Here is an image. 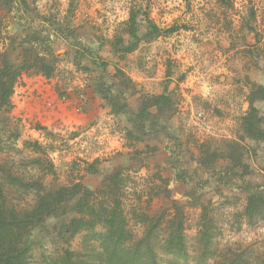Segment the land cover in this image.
I'll return each instance as SVG.
<instances>
[{
  "label": "rangeland",
  "instance_id": "1",
  "mask_svg": "<svg viewBox=\"0 0 264 264\" xmlns=\"http://www.w3.org/2000/svg\"><path fill=\"white\" fill-rule=\"evenodd\" d=\"M229 2L0 0V68L4 60L18 68L24 56L33 55L22 40L29 30L49 37L44 43L55 58L48 78L21 72L11 107L0 109V198L7 206L30 211L43 194L78 183L94 194L83 200L96 207L119 201L125 231L133 242L150 237L142 246L150 247L159 264L262 262L264 221L249 226L239 214L247 196L243 182L264 186L263 144L241 132L252 86L264 88V0ZM131 10L160 29L176 31L141 42L131 53H117L118 38L127 40L123 31ZM98 90L134 112L142 97L164 95L174 112L154 115L151 108L149 121L134 125L111 113ZM44 99L53 103L45 112L49 121L39 119ZM255 107L264 117V102ZM172 147L185 181H172ZM230 156H240L249 173L219 176ZM110 175L114 183L103 182ZM233 179L235 185L224 186ZM102 186L105 193H98ZM187 192H193L191 201ZM200 198L209 205L214 227L206 255L200 211L192 206ZM76 201L70 199L66 214L57 211L30 231L29 264H52L65 251L80 254L87 264L99 251L92 231L73 237L61 231L67 216L79 218ZM175 202L183 218V256L164 251V220L174 213ZM93 232L104 234L105 228L97 224Z\"/></svg>",
  "mask_w": 264,
  "mask_h": 264
},
{
  "label": "trees",
  "instance_id": "2",
  "mask_svg": "<svg viewBox=\"0 0 264 264\" xmlns=\"http://www.w3.org/2000/svg\"><path fill=\"white\" fill-rule=\"evenodd\" d=\"M218 1L223 5L226 3L230 5L229 0ZM141 26L144 28V33L139 35ZM175 31L176 29L174 28L160 29L147 18V15L131 10L123 31V34L127 36L126 43L120 36L113 50L117 53H131L137 48L139 43L167 36ZM22 40L28 47L25 51L28 53L32 52L33 55L24 56L18 68L10 62L3 61L0 68V109L11 107L10 98L21 72L34 70L47 78L53 73L55 58L51 47L44 43L50 42L49 37L47 39L40 37L38 32L29 30ZM97 92L105 105L110 107L111 113L127 116L128 120L134 125L145 124L146 121H149L148 109L151 108L157 110L154 115L158 113L161 115L167 113V111H169V114L174 112V107L170 102L171 99L164 95L142 97L138 109L134 112L126 102H120L117 98L109 97L107 91L98 90ZM257 101L264 102V88L260 85H253L248 95V110L242 117L241 132L243 137L260 142L264 147V117L259 114V110L255 107ZM233 145L238 144L234 143ZM168 150L171 151L169 161L174 169L176 168V174L172 181H185V172L181 168H177L178 164L175 162L178 157L176 153L178 152L174 147L168 148ZM232 150L234 151V149ZM227 159L224 166L217 170L219 176L233 177L230 176V173L234 172V179H236L239 175V170L240 174L247 175L249 173V167L242 163L240 156H230ZM199 161L200 166L204 168L205 157L199 159ZM211 175L215 177L216 172L214 174L211 173ZM239 178L242 179V177ZM234 179L224 182V186L235 185ZM17 182L19 185H29ZM103 182L114 183V177L110 175ZM108 189H110V186ZM242 191L247 196L243 212L239 216L249 226H253L258 221H264V186L243 182ZM98 193H105L104 186L98 190ZM110 194H112V191ZM89 195L94 194L78 183L72 187H60L55 191L40 196L37 205L30 211L23 212L8 207L5 200L0 198V264H29L28 235L30 231L44 223L46 218L59 214L57 211L66 214V207L70 206V199H77L75 206L78 207V211L75 210V213L80 216L78 219H70V216H67L62 220L61 231L63 234L73 237L81 231H92L93 236L97 237L99 242V251L90 258L87 264H159L150 247L148 245L145 248L142 246V244H148L150 237L146 236V238L133 242V238L125 231L123 212L119 201H112V205L107 203L105 206L96 207L93 202L90 204L89 200H83L85 196ZM192 196L193 192H187V201H191ZM195 203L192 206L197 207L200 211L198 220L199 234L203 245L202 254L206 255V248L211 245L213 240L211 231L214 227L211 224L210 208L209 205L204 204L202 198ZM173 212L168 220H164L167 230V235L164 239V251L173 256H183L185 253L183 218L180 207H178L176 202L174 203ZM97 224L104 226V234L97 235L93 232ZM154 230L155 228L152 227L150 234ZM80 257V254L65 251L57 259L52 260V264H83L84 262ZM234 263L235 260H231L229 264ZM258 264H264V260Z\"/></svg>",
  "mask_w": 264,
  "mask_h": 264
},
{
  "label": "built area",
  "instance_id": "3",
  "mask_svg": "<svg viewBox=\"0 0 264 264\" xmlns=\"http://www.w3.org/2000/svg\"><path fill=\"white\" fill-rule=\"evenodd\" d=\"M52 104H53L52 102H50V101L44 99L43 109H40V111H42L43 114H42V116L39 115V117H40L39 119H40L41 121H44L45 112H50V111H51V109H52ZM80 110H81V107L78 106V108H77V110H76L75 112L80 111ZM40 111H39V112H40Z\"/></svg>",
  "mask_w": 264,
  "mask_h": 264
},
{
  "label": "crops",
  "instance_id": "4",
  "mask_svg": "<svg viewBox=\"0 0 264 264\" xmlns=\"http://www.w3.org/2000/svg\"><path fill=\"white\" fill-rule=\"evenodd\" d=\"M43 87H44V86L41 87V90H42ZM35 88H36V87H35ZM45 119H46L47 121H49V120H51L52 118H51L50 116H48V117L45 116Z\"/></svg>",
  "mask_w": 264,
  "mask_h": 264
}]
</instances>
